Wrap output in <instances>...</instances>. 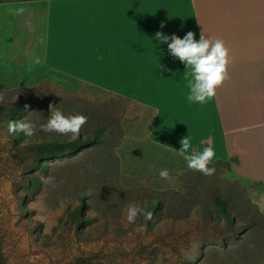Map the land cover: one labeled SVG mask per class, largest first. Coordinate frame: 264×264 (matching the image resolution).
I'll list each match as a JSON object with an SVG mask.
<instances>
[{
	"label": "crops",
	"instance_id": "crops-1",
	"mask_svg": "<svg viewBox=\"0 0 264 264\" xmlns=\"http://www.w3.org/2000/svg\"><path fill=\"white\" fill-rule=\"evenodd\" d=\"M0 14L21 39L8 54L0 40V63L26 79L18 83L63 77L130 99L126 117H139L144 142L130 157L142 170L163 162L157 150L187 164L178 148L189 135L197 151L211 145L215 161L238 159L229 177L264 213V0H27L0 3ZM203 29L231 50L230 79L198 104L187 100L185 64L155 35L198 40Z\"/></svg>",
	"mask_w": 264,
	"mask_h": 264
},
{
	"label": "rangeland",
	"instance_id": "rangeland-1",
	"mask_svg": "<svg viewBox=\"0 0 264 264\" xmlns=\"http://www.w3.org/2000/svg\"><path fill=\"white\" fill-rule=\"evenodd\" d=\"M5 29L10 26L3 24L0 14L1 47L8 54L20 46L21 39L12 38ZM7 64L0 63L1 88L15 96L17 90L36 86L41 101V109L27 119L37 124L32 137L10 133L0 116V253L5 252L9 264H85L86 260V264L221 263L226 255L225 241L219 234L198 229L203 222L195 210V198L178 200L175 194H168L173 205L182 203L170 217L158 212L151 220L141 217L142 232L127 222V206L148 210L147 199L156 203L165 196L163 191L185 193L194 186L189 182L194 179L188 176L191 169L187 164L180 165L179 159L166 151L157 150L163 160L159 165L149 164L142 170L143 162H133L130 154H142L144 143L143 128L136 124L138 116L129 119L125 115V134L116 147L112 142L117 137H112L86 149L37 161L25 144L35 143L42 135H56L41 131L39 125L46 123L50 105L59 109L71 105L70 96L92 102L94 112H121L126 102L117 101L103 86L63 77L55 79L59 84L46 81L47 77L42 84L18 83L26 79ZM88 122L90 129L101 125L97 120ZM165 168L170 173L167 180L159 176ZM219 177L212 175L207 181L232 179L228 171ZM81 204L85 206L84 222L78 225L69 211Z\"/></svg>",
	"mask_w": 264,
	"mask_h": 264
},
{
	"label": "trees",
	"instance_id": "trees-1",
	"mask_svg": "<svg viewBox=\"0 0 264 264\" xmlns=\"http://www.w3.org/2000/svg\"><path fill=\"white\" fill-rule=\"evenodd\" d=\"M15 1L27 0H0V3ZM37 88L34 86L17 90L15 96H10V93H6L0 85V116L6 127L10 122L17 121L18 118L28 119L34 116L41 109ZM69 98L73 100V103L70 102L71 105L60 108L66 115L83 113L88 117V121L97 120L101 125L90 129L87 121L82 127L81 135L75 140L56 133L50 137L42 135L32 144L25 143L30 146L28 149L36 154L37 161L86 149L106 142L107 139L112 140V137H117L116 141L112 142L114 147L121 144L125 134L122 120L130 108V99H116L126 102L121 112L116 109H103L94 112L91 109L92 102L87 101L84 97L70 96ZM21 135L23 134H17V137ZM232 162H238V159L215 161L214 166L217 171L214 175L217 174L220 178V173L231 171ZM188 172V176L191 175L190 179H194L193 182L189 181L191 185L194 184L192 188H188L185 193L176 190L163 191L162 194L165 196L157 200L156 203L147 199L148 210L153 214L158 212L165 217H170L174 214L175 207H178L182 202L179 201L178 205H173L170 202L172 196H168V194H175L178 196V200L195 198V210L201 215L203 222L198 225V229L219 234L225 241L226 255L220 264H264L262 260V254L264 255V213L250 199L247 186L237 178L208 180V182L209 176L195 170ZM184 205L182 207L185 208L186 205ZM84 214L85 206L83 204L69 211L72 221L78 225L84 222ZM227 239H232L233 242L227 244ZM83 263H88V260ZM0 264H9V258L4 251L0 253Z\"/></svg>",
	"mask_w": 264,
	"mask_h": 264
},
{
	"label": "clouds",
	"instance_id": "clouds-1",
	"mask_svg": "<svg viewBox=\"0 0 264 264\" xmlns=\"http://www.w3.org/2000/svg\"><path fill=\"white\" fill-rule=\"evenodd\" d=\"M24 11V8H20L16 14H23ZM155 40L161 48L163 45H167V50L172 57L178 58L185 64L186 70L182 78L186 82L187 100L189 102L207 103L216 96L218 87L230 79L231 50L226 46L224 40H213L206 36L204 29L198 40L196 34L191 31L183 38L157 32ZM27 107L26 105L25 108L27 109ZM87 121L88 117L83 113L66 115L55 105H50V115L46 123L39 125V129L46 133L70 136L71 139L75 140L81 135L82 127ZM36 130V122L27 119L12 121L8 125L10 133L23 134L25 137L34 136ZM180 144L182 147L178 148V154L183 156L189 169L198 171L205 176H212L216 173L217 169L214 164L217 153L211 145L203 147L202 151H197L193 148L192 138L189 135L183 137ZM159 176L164 180L169 179V170L161 169ZM152 215L151 211L135 204L126 208L127 222L135 225L137 232L144 230V225L138 223L140 218L151 220Z\"/></svg>",
	"mask_w": 264,
	"mask_h": 264
}]
</instances>
